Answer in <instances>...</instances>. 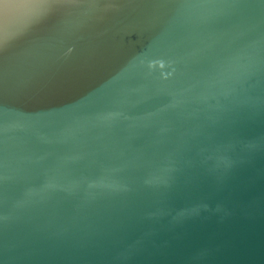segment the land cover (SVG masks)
<instances>
[{
	"label": "water",
	"instance_id": "95a60500",
	"mask_svg": "<svg viewBox=\"0 0 264 264\" xmlns=\"http://www.w3.org/2000/svg\"><path fill=\"white\" fill-rule=\"evenodd\" d=\"M0 264H264V0H0Z\"/></svg>",
	"mask_w": 264,
	"mask_h": 264
}]
</instances>
